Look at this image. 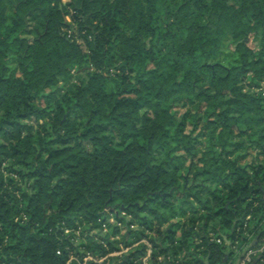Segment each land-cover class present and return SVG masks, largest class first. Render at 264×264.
<instances>
[{
  "label": "trees",
  "instance_id": "16d2710c",
  "mask_svg": "<svg viewBox=\"0 0 264 264\" xmlns=\"http://www.w3.org/2000/svg\"><path fill=\"white\" fill-rule=\"evenodd\" d=\"M263 240L264 0H0V264H236Z\"/></svg>",
  "mask_w": 264,
  "mask_h": 264
},
{
  "label": "rangeland",
  "instance_id": "374dc122",
  "mask_svg": "<svg viewBox=\"0 0 264 264\" xmlns=\"http://www.w3.org/2000/svg\"><path fill=\"white\" fill-rule=\"evenodd\" d=\"M68 30H69L70 33L72 32L71 31L72 28H70ZM251 39H252L251 40L252 43H250V44H252L253 46L257 47L258 40L260 39V33H257L255 35H253L251 37ZM158 46H159V48L165 47L164 43H162V42H159ZM145 63H146V66L148 68H152L153 67L152 60L147 59V60H145ZM9 65H10L11 68L15 67V62H14L13 59H11L9 61ZM93 68L94 67L91 66V65L86 66V64H83V66L81 68H78V69L75 68L76 71L73 70V73L75 74V76L76 75H82L83 77H86L87 73L89 71H92ZM108 71H109L108 74H110V73L113 74V72H114L112 69H109ZM112 81H113L112 79L109 80V82H108L109 85L113 84ZM67 86H68V84H66L63 80H61L56 85H54L53 89H55L58 93H62L64 90H66ZM186 109L187 108L185 106H183L180 101L174 102L172 107H171V111L173 112V114L175 115L176 118H180L182 116V114L186 111ZM71 116H72V119H73V117L74 118L76 117L75 114H73ZM81 118L82 117H80L78 119V121H80ZM23 122L30 123V125L33 127V131H34L36 136H37L38 133H42V135H46V131L45 130H48V129L50 130L51 129V125H50L49 120L41 119L39 122H36V121H33V120H23ZM44 125H45L46 129L43 127ZM47 137L49 139H52L51 136H47ZM55 145L57 146V144H55Z\"/></svg>",
  "mask_w": 264,
  "mask_h": 264
},
{
  "label": "built area",
  "instance_id": "2783aa9c",
  "mask_svg": "<svg viewBox=\"0 0 264 264\" xmlns=\"http://www.w3.org/2000/svg\"><path fill=\"white\" fill-rule=\"evenodd\" d=\"M249 217L250 216H247V218H249ZM115 224L117 226H121V222H115ZM110 230H111V227L107 226L106 224H103V231L104 232H110ZM70 231H71L70 229H65V232L66 233H69ZM75 234H76V237H78V235L80 234V230H77L75 232ZM247 235L250 236L251 234L248 233ZM210 236H211V239L212 240H216L217 242H222V238L221 237H218V236H216L213 233H211ZM116 237H118V236H116ZM133 245H137V244H133ZM148 247L150 248L151 247V244H148ZM129 249H130V247H124L122 244H120V249L119 250L113 251V252L109 253L108 255H113V256L114 255H122V254L128 252ZM238 249H239L238 248V244H235L233 246L234 252L235 253L238 252L239 251ZM58 253H60V251H58ZM106 256L98 259V258H95L91 253L88 252L84 256L83 261L80 262V264H86V262L88 260H95L96 262H101L103 259L106 258ZM75 258L76 257L74 255H71L69 261H72ZM257 258H258L257 263L262 264V261L264 260V240L258 246H256V245L248 246L247 249H246V251H245V253H244V255H242L241 257H239V259L236 261V264H251Z\"/></svg>",
  "mask_w": 264,
  "mask_h": 264
},
{
  "label": "water",
  "instance_id": "95a60500",
  "mask_svg": "<svg viewBox=\"0 0 264 264\" xmlns=\"http://www.w3.org/2000/svg\"><path fill=\"white\" fill-rule=\"evenodd\" d=\"M224 239L227 241V243H229L227 235H224ZM253 243H255V240L253 241ZM257 260H258V258L255 259L251 264H255ZM205 263L208 264V259L207 258L205 259Z\"/></svg>",
  "mask_w": 264,
  "mask_h": 264
},
{
  "label": "crops",
  "instance_id": "0c3cea01",
  "mask_svg": "<svg viewBox=\"0 0 264 264\" xmlns=\"http://www.w3.org/2000/svg\"><path fill=\"white\" fill-rule=\"evenodd\" d=\"M256 264H259V263H257V261H256Z\"/></svg>",
  "mask_w": 264,
  "mask_h": 264
}]
</instances>
